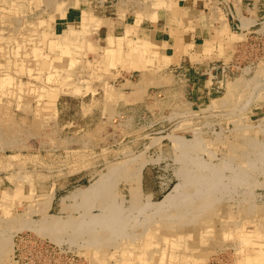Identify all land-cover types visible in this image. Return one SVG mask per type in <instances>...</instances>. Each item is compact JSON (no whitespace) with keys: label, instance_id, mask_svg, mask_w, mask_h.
<instances>
[{"label":"rangeland","instance_id":"1","mask_svg":"<svg viewBox=\"0 0 264 264\" xmlns=\"http://www.w3.org/2000/svg\"><path fill=\"white\" fill-rule=\"evenodd\" d=\"M210 2L191 87L96 41L172 0H0V264H264V0Z\"/></svg>","mask_w":264,"mask_h":264},{"label":"crops","instance_id":"2","mask_svg":"<svg viewBox=\"0 0 264 264\" xmlns=\"http://www.w3.org/2000/svg\"><path fill=\"white\" fill-rule=\"evenodd\" d=\"M211 7L210 0H172L169 7L159 10L154 19L142 21L132 30L112 20L93 30H96V41L106 43L107 50L123 45L129 36L132 41L138 40L146 48L148 56L165 66L164 69L170 68L178 75H186L192 87V80L196 77L199 80L206 70V66L201 67L208 63L205 48L215 23ZM84 17L74 6L68 7L63 15L65 23L82 21L83 24L80 18ZM76 28L72 25L60 36L63 39L76 36L80 33Z\"/></svg>","mask_w":264,"mask_h":264}]
</instances>
